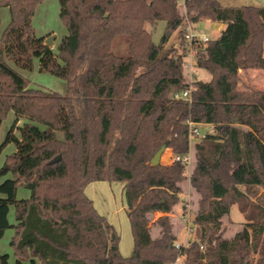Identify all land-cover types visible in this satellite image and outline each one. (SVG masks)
I'll return each mask as SVG.
<instances>
[{
	"label": "trees",
	"instance_id": "trees-1",
	"mask_svg": "<svg viewBox=\"0 0 264 264\" xmlns=\"http://www.w3.org/2000/svg\"><path fill=\"white\" fill-rule=\"evenodd\" d=\"M41 2L0 0L10 12L0 38V125L15 115L0 151L16 147L0 168V241L14 230V264H171L179 256L183 264H264V202L252 201L264 190V92L239 89V70L264 69V6L189 0L183 12L180 0H59L67 34L55 53L33 29ZM204 20L225 28L194 47L196 68L211 80L189 83L184 26ZM161 21L157 45L149 28ZM34 59L65 81L64 94L29 87L19 70L31 71ZM191 84L188 101L174 98ZM188 122L213 131L196 145L190 177L197 237L177 250L172 219L151 221L182 205ZM164 144L180 160L153 166ZM94 182L123 184L130 257L86 194ZM19 187L28 199L17 198ZM236 204L247 222L227 238ZM0 264H11L9 255Z\"/></svg>",
	"mask_w": 264,
	"mask_h": 264
},
{
	"label": "rangeland",
	"instance_id": "rangeland-1",
	"mask_svg": "<svg viewBox=\"0 0 264 264\" xmlns=\"http://www.w3.org/2000/svg\"><path fill=\"white\" fill-rule=\"evenodd\" d=\"M221 1L223 2V4L235 5V6H240L243 5L244 2H247V0H221ZM182 11L184 12V9H182ZM9 22H10L9 9L5 7H0V38L2 32L9 24ZM165 28H166V24L163 21L159 22L154 28H149L150 31L152 32V40L155 44L158 45L160 43L164 35ZM33 29L38 38H43L44 41H47L50 38L53 39L51 49L55 53H58L61 40L67 34V29L60 19L59 0H42V2L37 6L35 11V15L33 18ZM192 32L193 34L198 35L201 38L208 37L210 40H213L214 38L217 37L216 34L213 32V26L210 20H204L199 23L193 24ZM171 43H175L176 45L180 44L178 33H176L172 37ZM19 71L28 80L30 88L44 89L47 91L57 92L60 94H64L66 92L65 81L51 74L40 72L38 59H34L33 69L31 71H23V70H19ZM196 71H197V77L195 78L205 82L210 81L211 75L208 72L204 70H200L198 68L196 69ZM14 120H15V115L13 112H10L6 117V119L1 123L0 147L4 143L7 133L10 130ZM199 130L202 134H207L209 133L210 128L199 127ZM15 150L16 147L14 144H9L4 148H2V150L0 151V168L4 166L7 158L10 155H12L15 152ZM169 152L170 150H167L163 154L164 155L163 157L167 158L169 156ZM163 162L164 161L162 160V163ZM8 177L10 178L11 176L9 175ZM91 185L93 188L97 187L96 194L100 196L103 201L105 200V197L112 199L111 216H112V212L115 213V216L113 218L110 217L111 218L110 220L113 223L109 221L106 215L104 216H106L108 221L115 227V229L120 235L121 238L120 253L122 254L123 257H130L134 249V239H133L131 224L126 213L127 207L124 200V195L122 193L123 184L120 182H112V183L102 182L101 183L102 186L100 184H95V183ZM260 191L261 190H259V192ZM29 197H30L29 190L25 189L24 187L18 188L17 191L18 199H28ZM189 205H190L189 202H187L186 200L182 202V211L185 212L182 217L185 224L183 223L182 220L180 221L179 218L176 219V223L182 222L183 226L186 225L184 227L185 231L181 230V228L177 225L176 227L178 228L175 229V232H177V235L180 238L186 236V238H192L193 240L197 237L196 227L194 226L195 231L193 232L191 237V235L187 234L188 227L185 220V217L187 216L188 212L192 211L189 210L190 208ZM190 213H191V217L194 218L192 212ZM230 220L232 223L229 224L228 222H226L224 228L225 236L227 238L232 237L237 231H239L241 228V224L245 222V218L240 212L238 205L232 206L230 211ZM9 221L11 225H14L16 223L14 207H11L9 214ZM158 233H159L158 229L155 228L152 234L155 237L158 235ZM13 236H14V230L11 228L5 232L4 237L0 241V255H4V254L9 255L11 264L15 263L14 251L10 245ZM177 264H183V261H180Z\"/></svg>",
	"mask_w": 264,
	"mask_h": 264
},
{
	"label": "crops",
	"instance_id": "crops-1",
	"mask_svg": "<svg viewBox=\"0 0 264 264\" xmlns=\"http://www.w3.org/2000/svg\"><path fill=\"white\" fill-rule=\"evenodd\" d=\"M224 5L231 6V7H240V6H245V5L264 6V0H247V2H244V4L243 5H240V6L227 5V4H224ZM212 26H213V32L216 34L217 37L220 35V33L225 28V25L223 23H214V22H212ZM216 38H214V39H216ZM263 72H264V69H250V70H243V69H241V70H239V78H240L239 89L242 90V91L248 90V89H255V90L264 92V73ZM199 127H207V128H210L209 133H211L213 131L212 130V127L209 126V125H199ZM199 141H201V140H199V139L190 140V151H189V156H188L189 157V164H188V170H187V173H186L187 181L183 185V193L180 195V199H181L182 202L185 201V200L187 202H189V204H190L189 205V207H190L189 210H192L190 212H192L193 217H194V211H193L192 200L194 198L192 197V191H191V185H190V177H191V175H192V173H193V171H194V169L196 167V162H197V160H196L197 159L196 158V153H197L196 152V145L198 143H200ZM163 156H162V159H161V163H162V160H163L164 162L162 164H164V165L171 164V162L173 161L172 152L171 151L169 152V156L167 158L166 157H163ZM94 183L101 185L102 182H94ZM91 184H93V183H91ZM91 184H89L87 186V188H86V194H87V196L90 199H92V201H93V203L95 205V208L98 210V212L101 215H103V216L106 215L107 218L109 219V221L111 223H113L110 220L111 219L110 217L113 218L115 216V213L114 212H112V216H111V205H112L111 203H112V199L105 197V200L103 201L102 198L96 194V188L97 187L93 188ZM94 186H96V185H94ZM122 193H123V187H122ZM123 195H124V193H123ZM108 197H109V195H108ZM258 198H261L262 201L264 202V190L263 189H261V191L259 192L257 198H252V201L255 202L256 199H258ZM124 200H125V198H124ZM238 208H239V206H238ZM184 213L185 212L182 211V205H180L177 208V210L175 211V213H173V214L172 213L171 214H165V213H161V212H156L153 215L154 217H153V220L151 221V224L155 223L161 217L169 216L172 219L173 233L177 236V242H179L181 244H186L190 239L189 238H186V236H183L182 238H180L177 235V232H175V229L178 228V227H176L177 225L181 228V230L185 231L184 230V227L186 225L183 226L182 225V222L176 223V219L179 218L180 221L182 220L183 223L185 224V222L183 220V217H182ZM242 215L245 218V215L243 213H242ZM246 222H247V220L245 218V222L241 224V227ZM231 223H229V224H231ZM155 228L156 227H154L152 229V233H153V230ZM158 231H159V229H158ZM158 235H159V233H158Z\"/></svg>",
	"mask_w": 264,
	"mask_h": 264
},
{
	"label": "built area",
	"instance_id": "built-area-1",
	"mask_svg": "<svg viewBox=\"0 0 264 264\" xmlns=\"http://www.w3.org/2000/svg\"><path fill=\"white\" fill-rule=\"evenodd\" d=\"M189 0H180V6L182 9H184V12H186V2ZM193 24L189 21H186V24L184 26V40L187 45V53L185 56V61H184V69H185V75L187 79L189 80V83H192L195 77H197V71H196V61H195V51L194 47L199 44H207L210 39L208 37H203L201 38L198 35L193 34ZM193 87L192 84L189 86L188 89H185L181 93H177L174 95V98L177 100H189L190 99V93L192 91ZM189 125V136L190 140L193 139H199L202 140L205 138V134H202L199 130V126H197L193 122H188ZM173 160H180V157H176ZM183 162L188 165L189 164V157H184ZM186 224H187V234L191 235L195 231L194 224H193V218L191 217V213L188 212L187 216L185 217ZM190 240L186 244H181L179 242L176 243V249L180 250L183 247H187L189 245V242L192 241V238H189ZM203 249V248H202ZM184 257L179 256L174 263L171 264H177L180 261H183Z\"/></svg>",
	"mask_w": 264,
	"mask_h": 264
},
{
	"label": "water",
	"instance_id": "water-1",
	"mask_svg": "<svg viewBox=\"0 0 264 264\" xmlns=\"http://www.w3.org/2000/svg\"><path fill=\"white\" fill-rule=\"evenodd\" d=\"M52 41L53 39H48L47 41H45V45L48 46V47H51L52 46ZM166 149H167V144H164L158 151L157 153L154 155V157L152 158L151 160V164L153 166H158L161 164V159H162V156L163 154L166 152ZM60 160V157H58L56 159V161H59Z\"/></svg>",
	"mask_w": 264,
	"mask_h": 264
}]
</instances>
